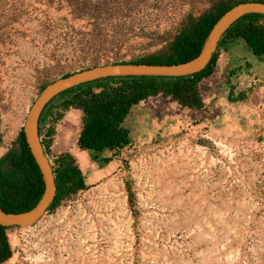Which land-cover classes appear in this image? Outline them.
Returning a JSON list of instances; mask_svg holds the SVG:
<instances>
[{
  "label": "rangeland",
  "instance_id": "obj_1",
  "mask_svg": "<svg viewBox=\"0 0 264 264\" xmlns=\"http://www.w3.org/2000/svg\"><path fill=\"white\" fill-rule=\"evenodd\" d=\"M207 3L139 0L111 11L96 23L100 64L161 50L191 6ZM70 10L64 0H0V156L42 82L90 66L80 44L94 35L91 20ZM221 63L200 83L195 137L127 153L121 172L89 184L108 162L76 148L68 130L64 151L77 155L88 188L31 227H8L3 264H264V56L237 39Z\"/></svg>",
  "mask_w": 264,
  "mask_h": 264
},
{
  "label": "trees",
  "instance_id": "obj_2",
  "mask_svg": "<svg viewBox=\"0 0 264 264\" xmlns=\"http://www.w3.org/2000/svg\"><path fill=\"white\" fill-rule=\"evenodd\" d=\"M138 1L64 0L71 8L72 14L88 15L91 20L94 35L91 41L80 44V51L83 54L80 58H90L89 67L100 64L99 55L104 51L105 39L95 32L96 23L111 11H120L129 3ZM247 1L264 2V0H208L202 9L191 6L189 12L168 33L165 46L161 50L127 62L176 64L195 58L214 21L232 6ZM237 39L243 40L253 54L264 56V15L247 14L233 22L222 35L210 63L203 71L192 76L107 77L78 85L55 96L41 111L37 126L44 153L51 163L56 186L55 197L46 212L88 188L84 174L73 154L70 151L54 154L51 149L55 124L65 111L71 108L81 110L75 140L76 148L92 152L94 158H99L102 162H109L117 151L130 143L129 131L123 125V120L131 108L140 101L161 95L188 110H205L200 83L214 72L221 47ZM70 73H64L62 76ZM54 79L43 81L38 93ZM16 135L0 156V206L3 211H21L32 207L44 190L42 175L30 153L21 128ZM12 226L18 227L0 225V264H3L13 253L7 237V228Z\"/></svg>",
  "mask_w": 264,
  "mask_h": 264
},
{
  "label": "water",
  "instance_id": "obj_3",
  "mask_svg": "<svg viewBox=\"0 0 264 264\" xmlns=\"http://www.w3.org/2000/svg\"><path fill=\"white\" fill-rule=\"evenodd\" d=\"M247 14L264 15V2H240L225 11L211 25L199 54L191 60L176 64L106 62L94 67L76 70L67 76L61 75L46 84L27 109L21 125V131L27 146L42 175L44 190L36 204L26 210L3 211L0 206V225L4 227L11 225L22 227L34 223L46 212L55 197L56 186L51 163L44 153L37 132L41 111L55 96L78 85L103 80L107 77H185L197 74L210 63L226 29L237 19Z\"/></svg>",
  "mask_w": 264,
  "mask_h": 264
},
{
  "label": "crops",
  "instance_id": "obj_4",
  "mask_svg": "<svg viewBox=\"0 0 264 264\" xmlns=\"http://www.w3.org/2000/svg\"><path fill=\"white\" fill-rule=\"evenodd\" d=\"M235 42H228L221 47L217 68L219 65L221 66V61L225 58L228 49L233 48ZM80 112L81 110L79 109L71 108L63 114L62 120L58 124V127L61 126V128L57 127L54 133V137H60V139H55L51 145L52 150L56 153L65 150L64 140L66 137H70L68 130L72 131L73 137H76L77 134L74 128L79 125ZM194 121H197L198 125H194ZM204 122L201 112L188 110V108L181 107L175 101H171L161 95L148 97L140 101L134 105L132 113L127 118L130 134H132L130 143L120 151H117L115 156L109 160L106 171L93 173L89 184L96 182L100 177L111 173L113 170L119 169L120 172L123 171L122 163L127 153L153 149L160 141L166 140L169 142L173 137L194 138L192 131H195L196 127L202 126ZM61 137H63L62 140ZM62 144L63 148L60 146ZM69 151L74 156V153L71 150ZM74 157L82 170L77 155Z\"/></svg>",
  "mask_w": 264,
  "mask_h": 264
},
{
  "label": "built area",
  "instance_id": "obj_5",
  "mask_svg": "<svg viewBox=\"0 0 264 264\" xmlns=\"http://www.w3.org/2000/svg\"><path fill=\"white\" fill-rule=\"evenodd\" d=\"M32 225H34V223L30 224V225H26V226H22V227H31ZM19 227V226H18Z\"/></svg>",
  "mask_w": 264,
  "mask_h": 264
}]
</instances>
